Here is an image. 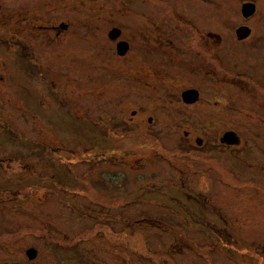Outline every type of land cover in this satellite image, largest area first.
<instances>
[{"label":"rangeland","instance_id":"374dc122","mask_svg":"<svg viewBox=\"0 0 264 264\" xmlns=\"http://www.w3.org/2000/svg\"><path fill=\"white\" fill-rule=\"evenodd\" d=\"M0 264H264V0H0Z\"/></svg>","mask_w":264,"mask_h":264},{"label":"flooded vegetation","instance_id":"af4514ba","mask_svg":"<svg viewBox=\"0 0 264 264\" xmlns=\"http://www.w3.org/2000/svg\"><path fill=\"white\" fill-rule=\"evenodd\" d=\"M112 31V30H111ZM111 33V32H110ZM252 35V32H251V34H250V36ZM249 36V37H250ZM121 37V34H119V36L116 38V39H118V38H120ZM249 37L248 38H245V40H248L249 39ZM110 39H112L111 38V36H110ZM115 39V40H116ZM112 40H114V39H112ZM168 40L170 41V42H172V44H174V40L173 41H171L169 38H168ZM239 40V39H238ZM245 40H243V41H240V42H244ZM175 45V44H174ZM176 46V49H179V51L181 52V53H183L184 51H189V47H186L184 44H178V45H175ZM207 51H209V50H207ZM209 52H211V51H209ZM207 67H208V70L210 71V70H213V68H212V64H208L207 65ZM209 73H211V72H209ZM186 95V96H185ZM182 97H183V101L186 103V104H190V105H192L193 103H196L197 102V100L200 98V96H199V92L197 91V90H195V89H191V90H187V91H184L183 92V94H182ZM219 140H220V142L223 144V145H225V146H235V145H238V144H240V140L241 139H239V136H237V134L234 132V131H232V130H226V132H224L223 134H222V136H220L219 137ZM198 141V143L199 144H202V142L203 141H201V139H198L197 140Z\"/></svg>","mask_w":264,"mask_h":264},{"label":"water","instance_id":"95a60500","mask_svg":"<svg viewBox=\"0 0 264 264\" xmlns=\"http://www.w3.org/2000/svg\"><path fill=\"white\" fill-rule=\"evenodd\" d=\"M257 12V5L253 2H244L241 14L246 19H249L255 15ZM252 32V29L248 27L247 25L241 26L236 30V37L240 41L245 40V38H248ZM119 34H121L117 29L111 31V38L116 39ZM128 44L125 42L120 43L118 47V51L120 55H123L128 50ZM186 96V95H185ZM37 256V250L31 249L27 252V257L29 260L34 259Z\"/></svg>","mask_w":264,"mask_h":264},{"label":"trees","instance_id":"16d2710c","mask_svg":"<svg viewBox=\"0 0 264 264\" xmlns=\"http://www.w3.org/2000/svg\"><path fill=\"white\" fill-rule=\"evenodd\" d=\"M214 232L217 233L219 237H222V238L225 237V238H227V233H224V231L222 229L216 228V231H214Z\"/></svg>","mask_w":264,"mask_h":264}]
</instances>
